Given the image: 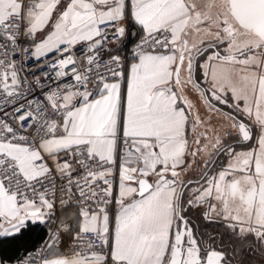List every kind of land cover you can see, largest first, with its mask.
<instances>
[{"label":"snow or ice","instance_id":"6c2138e0","mask_svg":"<svg viewBox=\"0 0 264 264\" xmlns=\"http://www.w3.org/2000/svg\"><path fill=\"white\" fill-rule=\"evenodd\" d=\"M36 228L0 264H264V0H0V245Z\"/></svg>","mask_w":264,"mask_h":264},{"label":"trees","instance_id":"16d2710c","mask_svg":"<svg viewBox=\"0 0 264 264\" xmlns=\"http://www.w3.org/2000/svg\"><path fill=\"white\" fill-rule=\"evenodd\" d=\"M46 234L47 232L45 230L36 228L33 231L26 233L22 240H19L10 245H0V253L13 257L16 255H23L25 249H35L40 241L46 236ZM241 259H244L248 262V255L241 256Z\"/></svg>","mask_w":264,"mask_h":264},{"label":"flooded vegetation","instance_id":"af4514ba","mask_svg":"<svg viewBox=\"0 0 264 264\" xmlns=\"http://www.w3.org/2000/svg\"><path fill=\"white\" fill-rule=\"evenodd\" d=\"M221 107H224V106H221ZM225 110H227L226 107H225ZM199 171H200V169L199 168H196L194 170V174H192L191 177L192 178L197 177L199 175ZM195 216H196V214L193 213V218H195ZM249 254L254 255L258 259V261L257 262H254L253 264H260L261 257L259 256V254H252V253H249ZM246 264H249V263L246 261Z\"/></svg>","mask_w":264,"mask_h":264},{"label":"crops","instance_id":"0c3cea01","mask_svg":"<svg viewBox=\"0 0 264 264\" xmlns=\"http://www.w3.org/2000/svg\"><path fill=\"white\" fill-rule=\"evenodd\" d=\"M192 98L195 99V96H193ZM201 111L203 112L204 109L202 108ZM213 124H216L215 118H213ZM192 174H194V171L192 173H190L189 175L191 176ZM249 255H251V254H249ZM251 258L253 259V261H251ZM249 261H251V262L249 263ZM257 261H258V259L254 255L248 256V263L249 264H253L254 262H257Z\"/></svg>","mask_w":264,"mask_h":264},{"label":"built area","instance_id":"2783aa9c","mask_svg":"<svg viewBox=\"0 0 264 264\" xmlns=\"http://www.w3.org/2000/svg\"><path fill=\"white\" fill-rule=\"evenodd\" d=\"M77 47H79V46H77ZM47 239V234H46V236L40 241V243L36 246V248L35 249H37V248H39L41 245H43V243H44V241Z\"/></svg>","mask_w":264,"mask_h":264},{"label":"rangeland","instance_id":"374dc122","mask_svg":"<svg viewBox=\"0 0 264 264\" xmlns=\"http://www.w3.org/2000/svg\"><path fill=\"white\" fill-rule=\"evenodd\" d=\"M248 256H251V255H249V253H248ZM251 261H253V259H252V258H251ZM251 261H249V263H250Z\"/></svg>","mask_w":264,"mask_h":264}]
</instances>
